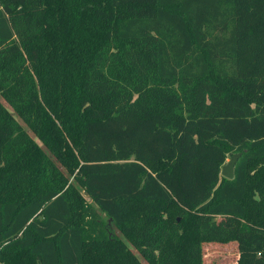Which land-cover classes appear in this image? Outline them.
Segmentation results:
<instances>
[{
  "label": "trees",
  "instance_id": "1",
  "mask_svg": "<svg viewBox=\"0 0 264 264\" xmlns=\"http://www.w3.org/2000/svg\"><path fill=\"white\" fill-rule=\"evenodd\" d=\"M0 96V264H264V0H0Z\"/></svg>",
  "mask_w": 264,
  "mask_h": 264
},
{
  "label": "rangeland",
  "instance_id": "2",
  "mask_svg": "<svg viewBox=\"0 0 264 264\" xmlns=\"http://www.w3.org/2000/svg\"><path fill=\"white\" fill-rule=\"evenodd\" d=\"M0 102L4 107L9 109V106L3 100L1 96H0ZM18 123L23 128V130L26 131L27 135L29 137H32V133L27 129L26 125L19 119H18ZM229 156L230 155L227 156L223 164L227 162ZM91 207H92L94 219L105 223L107 229L109 230L108 232L110 234L123 238L122 235L119 234V232L113 227V225H111L109 219L105 218V216L99 210H97L93 206ZM205 218L206 220H203V223L201 225L202 235H208L209 233H213L220 237H224L228 235L227 231L222 232V233H220L219 231L218 233L216 232V228L223 227V223H224L223 221H220L218 217H213V218L211 217L210 219L207 217ZM82 222L85 226L90 222V219L87 216L85 217L83 216ZM225 223L227 227L230 225L229 228H235V225L233 224L237 223V221L231 220L230 222L225 221ZM126 245H127V248L130 250V252L133 253L138 258L141 264H147L139 256V254L133 247H131L128 243H126ZM201 249H202L201 264H235V260L237 259V251H236L235 244L233 241H228L225 243L218 242V241H206V242H202Z\"/></svg>",
  "mask_w": 264,
  "mask_h": 264
},
{
  "label": "water",
  "instance_id": "3",
  "mask_svg": "<svg viewBox=\"0 0 264 264\" xmlns=\"http://www.w3.org/2000/svg\"><path fill=\"white\" fill-rule=\"evenodd\" d=\"M239 155V153H233L229 156L227 162L220 168V176L226 179H231L233 177V166Z\"/></svg>",
  "mask_w": 264,
  "mask_h": 264
}]
</instances>
